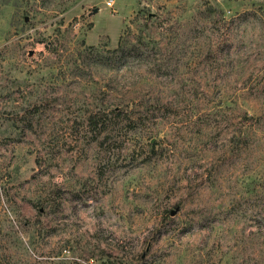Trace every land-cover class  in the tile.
I'll list each match as a JSON object with an SVG mask.
<instances>
[{
    "label": "rangeland",
    "instance_id": "374dc122",
    "mask_svg": "<svg viewBox=\"0 0 264 264\" xmlns=\"http://www.w3.org/2000/svg\"><path fill=\"white\" fill-rule=\"evenodd\" d=\"M106 1L0 0V264H264V0Z\"/></svg>",
    "mask_w": 264,
    "mask_h": 264
},
{
    "label": "trees",
    "instance_id": "16d2710c",
    "mask_svg": "<svg viewBox=\"0 0 264 264\" xmlns=\"http://www.w3.org/2000/svg\"><path fill=\"white\" fill-rule=\"evenodd\" d=\"M112 112V115L114 118L119 119L120 117H127V114H122V110H117L114 109ZM100 113V112H99ZM99 113H93L89 115V123L92 125L93 128H97L98 125V121L100 118V114Z\"/></svg>",
    "mask_w": 264,
    "mask_h": 264
},
{
    "label": "built area",
    "instance_id": "2783aa9c",
    "mask_svg": "<svg viewBox=\"0 0 264 264\" xmlns=\"http://www.w3.org/2000/svg\"><path fill=\"white\" fill-rule=\"evenodd\" d=\"M105 3H106L107 6H111L112 5V0H107Z\"/></svg>",
    "mask_w": 264,
    "mask_h": 264
}]
</instances>
